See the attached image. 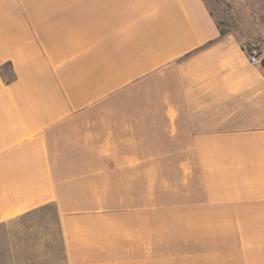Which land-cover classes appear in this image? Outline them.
Returning <instances> with one entry per match:
<instances>
[{
    "label": "crops",
    "instance_id": "0c3cea01",
    "mask_svg": "<svg viewBox=\"0 0 264 264\" xmlns=\"http://www.w3.org/2000/svg\"><path fill=\"white\" fill-rule=\"evenodd\" d=\"M223 3L254 32L206 0H0V226L55 220L62 253L0 264H264V0Z\"/></svg>",
    "mask_w": 264,
    "mask_h": 264
},
{
    "label": "rangeland",
    "instance_id": "374dc122",
    "mask_svg": "<svg viewBox=\"0 0 264 264\" xmlns=\"http://www.w3.org/2000/svg\"><path fill=\"white\" fill-rule=\"evenodd\" d=\"M224 1L225 0H206L208 6L210 7L216 19L221 25L220 29L223 32L228 29H234L235 32L237 31L254 32L255 22H252L250 13H241L242 19L240 23L242 27H239V25L235 24L236 21L234 22V20H232V16L228 11V5L226 6L223 3ZM255 14L256 13H254V16ZM243 46L247 51L248 49L255 47L260 56V50H261L260 44L243 45ZM133 96L135 100L143 99V93L141 91V87L139 88L138 91H136L133 94ZM126 98L127 95H124L122 99H126ZM97 114H101V113L96 112L94 114L93 113L90 114L92 119L88 115L87 117L88 121L93 120L96 117L95 115ZM145 200L153 202V199H145ZM252 210H260V208L259 209L253 208L247 211H252ZM38 211L49 215L51 213H54V208L50 206L48 208H44ZM248 222L250 223L251 221ZM208 237L212 238L210 234ZM15 242H17L16 245H14ZM60 244H61V239L59 236V231L55 220L46 219V218L24 220L22 221V226L18 231H15L13 228L10 229L6 225L0 226V248L2 249V247L6 246L5 249H3L2 251L0 250L1 258L11 259V260L20 259L23 260L24 263L33 262L36 260H43V261L51 260L55 262H61L62 253L60 251L61 249ZM169 254L173 255L174 253L168 252L167 264H190V262L186 261L185 259H179L177 260V262H175L174 260L170 259L171 256ZM181 255L182 252H180V256ZM200 255L204 256V253H200Z\"/></svg>",
    "mask_w": 264,
    "mask_h": 264
},
{
    "label": "built area",
    "instance_id": "2783aa9c",
    "mask_svg": "<svg viewBox=\"0 0 264 264\" xmlns=\"http://www.w3.org/2000/svg\"><path fill=\"white\" fill-rule=\"evenodd\" d=\"M246 53H247L248 60H249L250 64H253V65H260L261 64V58H260L259 53L255 47L248 49V51H246Z\"/></svg>",
    "mask_w": 264,
    "mask_h": 264
},
{
    "label": "trees",
    "instance_id": "16d2710c",
    "mask_svg": "<svg viewBox=\"0 0 264 264\" xmlns=\"http://www.w3.org/2000/svg\"><path fill=\"white\" fill-rule=\"evenodd\" d=\"M220 34H223V31L221 30L220 31ZM246 50V49H245ZM247 51V50H246ZM2 74V78L8 83L10 81L13 80V74L11 72H9L8 74H4L3 72L1 73Z\"/></svg>",
    "mask_w": 264,
    "mask_h": 264
}]
</instances>
